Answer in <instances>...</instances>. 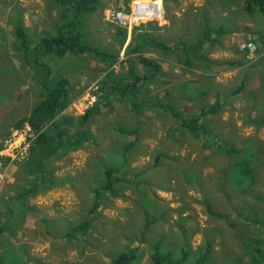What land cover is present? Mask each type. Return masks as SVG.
I'll return each mask as SVG.
<instances>
[{
    "label": "rangeland",
    "instance_id": "1",
    "mask_svg": "<svg viewBox=\"0 0 264 264\" xmlns=\"http://www.w3.org/2000/svg\"><path fill=\"white\" fill-rule=\"evenodd\" d=\"M161 1L163 19L140 23L125 37L117 33L119 25L107 20L106 12L110 8L127 12L132 0H104L98 11L83 17L80 31L87 43L116 57L115 63L93 53L65 59L50 55L56 75L70 81L72 103L61 116L73 123L70 139L83 141L46 162L53 177L40 192L67 198L69 189L77 201L70 200L74 205L69 220L74 216L80 224L93 217L88 232L72 237L75 241L51 244L52 255L60 264H113L123 253L132 252L135 258L130 264H156L155 248L150 246L159 238L166 240L174 264H264V49L260 47L264 16L259 8L247 12L248 0ZM64 12L60 3L47 5L38 14L48 26L39 32L25 26L23 11L15 6L8 11L5 0H0V153L13 143H22L21 148L29 145L27 123L19 128L13 124L29 115L43 97L36 83L32 91H21V86L34 81L22 59L16 28L22 25L36 44L69 23L72 14L64 19ZM142 34L147 36L140 42H161L180 58L168 67L169 53L144 47L143 56L160 72H152L148 80L123 94L120 90L132 83L131 77L137 80L147 74L138 55L127 51L129 45L137 46L136 37ZM249 42L259 46L252 58L242 49ZM214 52L220 59L209 57ZM182 63L189 71L179 66ZM176 68L181 70L179 84L168 94V71ZM118 78L122 85L112 83ZM104 81L109 86L102 89ZM94 95L99 98L96 111L88 124L80 125V117L89 110L84 112L83 106ZM152 99L160 100V107L150 106ZM180 107H191L193 114L186 117ZM209 109L215 112L197 116ZM195 118L202 126L198 133L183 125ZM82 131L89 134L81 135ZM6 160L4 184L8 166H18L19 173L25 162ZM107 168L118 171L123 182L100 199L96 190L107 184ZM26 185L32 187L30 180ZM96 198L103 204L93 214ZM161 205L171 212L160 214ZM66 228H60L59 239ZM68 245L75 255L64 253Z\"/></svg>",
    "mask_w": 264,
    "mask_h": 264
},
{
    "label": "trees",
    "instance_id": "2",
    "mask_svg": "<svg viewBox=\"0 0 264 264\" xmlns=\"http://www.w3.org/2000/svg\"><path fill=\"white\" fill-rule=\"evenodd\" d=\"M60 3L64 8L65 12L63 14L64 19L66 15L72 14L67 25H63L59 28L56 34L51 36H45L41 38L36 44L29 41V37L25 28L21 25L16 28V40L20 49L22 51V59L31 71L32 80L36 83L40 90H43V97L37 103V105L31 110L30 114L19 119L14 125V127H22L25 123H28L35 134L34 138L30 139L31 146L29 149L28 157L23 166L25 167V172L33 177L36 181H40L44 185L47 183L48 178L53 177L48 174L46 162L53 159L61 151H68L71 146L78 145L82 143L83 139L78 137L79 140L72 141L70 139V124L73 125L70 118H64L61 113L69 107L72 103V98L70 95V81L61 74L56 75L57 71L54 72L50 61V55L56 56L60 59H65L70 55H84L87 53H93L102 61H110L115 63L116 57L103 53L97 48L89 45L87 40L84 38L80 31V26L82 24V19L87 14L95 13L101 6L104 0H55ZM128 1V0H127ZM254 8H259V10H264V0H248L245 5L247 12H252ZM117 33L122 36H127V30L124 28L117 27ZM147 36V34H142L136 37L138 40L137 46H128V52L138 53L137 61L143 65L145 70H147L146 76L134 80L131 77V84H126L124 90L120 92L128 93L129 89H134L137 87L138 83L144 80H148L152 72L159 73L160 68L157 67L152 60H149L142 54V49L144 47L160 48L162 51L168 52L171 48L167 47L161 42H152V44L146 43L147 41L140 42L141 37ZM47 59V60H46ZM49 60V61H48ZM154 66L155 68H152ZM133 71V66L131 65ZM55 76V78L53 77ZM124 82V81H123ZM120 83V78L118 81L115 80L117 85H122ZM109 82L104 81L102 84V89L108 88ZM114 89L118 91V86H114ZM126 90V91H125ZM99 101V98H98ZM98 105V102L96 103ZM152 104V103H151ZM160 102L155 103L160 107ZM96 105V106H97ZM133 105L137 106L139 103ZM96 106L93 109H89L83 116L80 117L81 124H88L91 121L93 112L96 111ZM168 107V112H172V108ZM205 113H202V117ZM200 118L192 119L188 124L184 123V126H188L191 130L199 132L202 126L199 125ZM195 125V126H193ZM264 125V122H262ZM84 126H81L83 128ZM81 135H88L89 131L80 132ZM3 148L0 145V150ZM126 153H129V148ZM126 155V154H125ZM264 160V154H263ZM128 161V158H126ZM4 165H7V160H3ZM182 169L181 166H178ZM239 167V166H237ZM118 171L114 168H107L105 170V177L107 184L101 186L96 190L97 196L101 199L105 196V193L112 192L123 182L122 177H117ZM251 169L247 176L250 178ZM246 176V178H247ZM248 178V179H249ZM115 182V183H114ZM64 185V182L61 183ZM96 198L93 201L92 213L95 214L97 209L103 204L102 201ZM208 211L212 214L211 206L208 205ZM91 219V220H90ZM93 223V217L85 219L84 222L70 226L65 234L66 237L72 238L77 237L79 234H85L88 232ZM160 247L157 246V249ZM135 258L134 253H124L115 260L113 264H130V262ZM207 257L201 258L199 263L205 260ZM152 259L156 264H174V260L171 255H165L160 250H157L152 254Z\"/></svg>",
    "mask_w": 264,
    "mask_h": 264
},
{
    "label": "crops",
    "instance_id": "3",
    "mask_svg": "<svg viewBox=\"0 0 264 264\" xmlns=\"http://www.w3.org/2000/svg\"><path fill=\"white\" fill-rule=\"evenodd\" d=\"M53 2L56 1L5 0V7L8 11L9 8L11 10L12 8L14 9V6L18 8V10L23 11L25 14V26L27 28L37 27L39 32H42L45 26L48 25H44V22L41 19V14L38 13L44 11L46 9V6L51 5ZM200 5H202V3H200ZM232 9L235 8L232 7ZM261 14L262 16H264V10ZM52 17L57 18L55 12L52 13ZM245 25L253 26V24L251 23ZM242 30L243 29H241V31ZM52 34H56V32ZM31 41L33 42L34 40ZM201 52L199 54L200 57ZM166 53L170 54L168 67L170 64H175L173 62L176 59L180 58V53L178 52L170 50ZM198 53L199 50H196L193 53L195 59L199 58L196 57ZM136 54L139 55L138 53ZM209 57H218V59H220V54L215 52L210 53ZM195 64H198V62L190 65L191 67H193ZM185 65L186 63L179 64V66H181L182 68ZM183 69L189 71V69ZM180 71L181 70L179 68H176L173 72L168 71V94H172L173 89L179 84L178 80L180 79ZM201 72L199 74H201ZM185 81L186 80L181 77V82ZM32 84L35 85V82H31V84H25L24 86H21V91H32L34 89ZM153 88L151 92H153ZM19 98L20 100L23 98V93ZM144 100L145 99H143L142 101ZM158 101L160 100H150V103H152L150 104V106H153ZM144 102H146V100ZM211 106L214 107L212 104ZM191 107H180V111L186 117L191 116L193 114V112L190 110ZM212 112L215 111H212V109H209L205 112L200 111L197 113V116L202 117V113L208 114ZM153 114L154 117L158 115L157 112H153ZM225 114L227 115V113ZM1 121L2 120L0 119V123ZM6 129V131H8L9 127H7ZM6 131H2V133L6 134ZM24 164L25 162L23 163V165ZM25 167L26 166H22L23 172L18 173V166H8V181L0 188V264H60L57 260L58 257L54 254L52 255L51 244L53 245L54 243H56V241L60 240H66L67 242L75 241V239L73 238L66 239L65 234L68 230H70V226L77 225L78 218L72 216L69 220L68 215L72 205H74L73 201H77L75 200L73 193L69 189V195L67 198H61L58 193L42 194V192L40 191L43 190L40 189H45L44 184L40 183V181L38 180L36 181L33 177H30L25 172ZM28 180H30L31 182V188L30 185H26ZM17 183L18 185L15 186L14 184ZM48 187L49 186H47V188ZM170 192H172V190H170ZM71 199L73 200L72 202H70ZM160 208V214H166L167 211L171 212V209L167 210L163 205H161ZM172 208L173 210H176L178 207L172 206ZM183 216L186 217L187 215L184 213ZM64 225H67L68 229L66 228V230L63 232V235L65 237L62 236L61 239H59L58 237L62 232L60 231V228ZM181 229L184 228L182 227ZM57 233L59 234L55 236V234ZM164 234L166 235V237H168V234ZM165 244L166 240L163 242H159V238H156L154 243L151 244L150 248L154 247V252L160 250L163 254L168 255V250ZM157 246H160V248L157 249ZM71 248L72 247H69V245L68 247L65 246L64 253L75 255L74 250H72ZM64 262H66V260H64Z\"/></svg>",
    "mask_w": 264,
    "mask_h": 264
},
{
    "label": "built area",
    "instance_id": "4",
    "mask_svg": "<svg viewBox=\"0 0 264 264\" xmlns=\"http://www.w3.org/2000/svg\"><path fill=\"white\" fill-rule=\"evenodd\" d=\"M162 1L161 0H132L129 11L122 9L110 8L106 12L107 20L120 27L126 28L128 31L139 25L144 21H154L162 19ZM260 47L264 49V39ZM242 49L249 53L250 58L254 57L258 51L259 46L254 42H249L242 46ZM98 99L91 96L89 101L83 106L84 112L92 108ZM22 143H13L11 149L3 150L0 154V187L4 184L7 177V168L4 167L3 159H8L9 164H12L14 160H25L29 154V145L26 144L21 148Z\"/></svg>",
    "mask_w": 264,
    "mask_h": 264
},
{
    "label": "bare ground",
    "instance_id": "5",
    "mask_svg": "<svg viewBox=\"0 0 264 264\" xmlns=\"http://www.w3.org/2000/svg\"><path fill=\"white\" fill-rule=\"evenodd\" d=\"M27 128H28V130H29V132L31 133V137L28 139V141H29V148H30V146H31V142H30V139L32 138H34V136H35V134L32 132V129H31V127H30V125L27 123ZM26 134H28V133H26ZM25 135V134H24ZM28 157V156H27ZM27 159V158H26ZM26 159H25V161H26Z\"/></svg>",
    "mask_w": 264,
    "mask_h": 264
},
{
    "label": "clouds",
    "instance_id": "6",
    "mask_svg": "<svg viewBox=\"0 0 264 264\" xmlns=\"http://www.w3.org/2000/svg\"><path fill=\"white\" fill-rule=\"evenodd\" d=\"M131 5V4H130ZM130 5H129V9H130ZM129 11V10H128ZM163 19V18H162ZM161 20V19H160ZM155 21V20H154ZM144 22H147V21H144ZM143 23V22H142ZM123 28V27H122ZM124 29H126V28H124ZM127 30V29H126ZM133 30V29H132ZM131 30V31H132ZM128 31V30H127ZM128 32H130V31H128ZM262 44V43H261ZM30 149V148H29ZM3 160H5V159H3ZM4 163V162H3Z\"/></svg>",
    "mask_w": 264,
    "mask_h": 264
}]
</instances>
